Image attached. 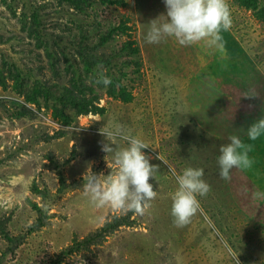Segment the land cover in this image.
Returning a JSON list of instances; mask_svg holds the SVG:
<instances>
[{
    "label": "rangeland",
    "instance_id": "374dc122",
    "mask_svg": "<svg viewBox=\"0 0 264 264\" xmlns=\"http://www.w3.org/2000/svg\"><path fill=\"white\" fill-rule=\"evenodd\" d=\"M125 2L122 7L94 0L84 15L59 0H0V72L5 64L13 65L28 84L65 85L70 65L82 74L74 53L83 28L96 37L127 21L130 31L95 53L104 58L133 39L141 60L139 71L129 69L124 82L133 94L131 102L99 90L104 113L71 112L67 125L44 105L26 103L11 82L6 89L0 86V220L12 236L23 237L12 256L0 236V254L6 253L2 264H47L110 215L128 213L94 207L81 190L89 166L96 174H115L98 133L111 123L146 143L144 153L159 166L150 180L157 196L143 215L132 213L131 227H121L86 258L77 254L62 264H264L262 136L254 145L245 134L251 123L264 118V20L258 19V9L249 11L226 0L232 24L221 30L218 46L206 40L181 46L171 38L148 44V22L165 13L162 0ZM259 6L264 7V0ZM95 77L85 80L94 85ZM23 105L31 113L18 117ZM232 135L244 144L250 141L260 153L251 149V166L234 168L223 180L217 157ZM123 147V142L117 145ZM188 167L204 170L210 191L198 197L200 208L190 223L177 227L171 215L175 177ZM41 212V227L30 232Z\"/></svg>",
    "mask_w": 264,
    "mask_h": 264
},
{
    "label": "clouds",
    "instance_id": "9594fccd",
    "mask_svg": "<svg viewBox=\"0 0 264 264\" xmlns=\"http://www.w3.org/2000/svg\"><path fill=\"white\" fill-rule=\"evenodd\" d=\"M165 13L148 22L145 42L159 44L166 39H175L181 46H189L206 40L210 46H218L221 30H228L232 20L226 0H162ZM102 68V66H101ZM106 70L97 72L94 83L105 88L112 83ZM98 133L103 137L101 151L111 158L115 174L93 173L91 166L82 176V193L97 208L105 206L121 212H135L143 215L150 207L149 202L157 196L154 190V176L159 166L151 163L144 153L146 143L133 135L131 130L118 123L104 124ZM250 141L264 135V118L251 123L245 130ZM222 145L217 157L219 176L229 179L234 168L251 166L250 145L243 143L237 135ZM126 147L117 148L119 143ZM202 168H185L175 177L177 188L172 196L171 215L177 227H184L200 208L198 197H204L210 186L203 179Z\"/></svg>",
    "mask_w": 264,
    "mask_h": 264
},
{
    "label": "trees",
    "instance_id": "16d2710c",
    "mask_svg": "<svg viewBox=\"0 0 264 264\" xmlns=\"http://www.w3.org/2000/svg\"><path fill=\"white\" fill-rule=\"evenodd\" d=\"M94 0H59L60 3L69 5L72 9L80 12V14L86 15L88 8ZM103 4L109 5L118 4L122 7H126L125 0L113 1V0H100ZM239 8L249 11H256L258 19L264 20V7H258L259 0H234ZM96 29V28H93ZM32 29H28L30 32ZM130 31V27L127 25V21H119L108 31L94 37L92 31L89 28H83L79 30V33H83V36L79 43H77L75 50V57L77 61L83 66L82 74L78 70L70 65L67 67V72L70 75L69 81L62 86H48L40 81H35L33 84H28L18 69L11 65H6V70L0 72V86L6 89L8 83H12V88L16 90L17 94L24 98L28 104H33L40 108L41 105L47 110H50L52 115L61 120L65 125L71 121V112L74 115H88V114H103L105 109L100 105V93L99 90L114 100H118L122 103H129L132 101L133 94L131 90L124 85L125 79L128 76L127 71L130 72L139 71L140 68V49L137 42L133 39H127L123 42L120 49L117 51L111 50V55H103L95 53L104 49L109 45L115 37L123 34H127ZM92 38V39H91ZM122 53H126L125 58ZM48 57L53 59L55 56L48 54ZM58 59L56 58L52 62V70L56 72L55 67ZM98 66H102L106 70V75L112 80V83L106 88L103 85H90L85 80L88 76H93L99 71ZM75 69L77 71H75ZM244 104V103H243ZM242 106V104H241ZM18 117H24L31 113L30 109L23 105L20 107ZM252 111V109H250ZM35 193L41 194L39 190H35ZM37 210L38 208L35 207ZM39 211V209L37 210ZM134 212H128L124 216L118 214L110 215L105 223L97 228L95 231L87 234L81 239H74L70 246L63 249L59 254L47 264H62V262L73 255L82 254L83 257L93 253L94 249L106 241L108 237L116 233L121 227H131L133 221L130 220ZM43 213L38 217V223H35L34 227L30 230L33 231L36 228H40L42 225ZM6 222L0 220V236L8 243L7 252L14 256L15 249L21 245L23 237L12 236L8 231ZM6 257L5 254H0V264ZM86 258V257H85Z\"/></svg>",
    "mask_w": 264,
    "mask_h": 264
},
{
    "label": "crops",
    "instance_id": "0c3cea01",
    "mask_svg": "<svg viewBox=\"0 0 264 264\" xmlns=\"http://www.w3.org/2000/svg\"><path fill=\"white\" fill-rule=\"evenodd\" d=\"M261 138H262V140H261V139H259V141H258V142L260 143V145L258 144V146H259V149H260V151H261V150H263V151H264V148H262V147H261V146L264 144V136L262 135V137H261ZM256 141H257V140H256ZM256 141H253V144H254V145H256ZM249 142H250V141H246V143H245V144H246V145H249ZM251 149H252V152H254V153H257V152H259V153H260V151H257V152H256L255 150H253V148H252V147H251Z\"/></svg>",
    "mask_w": 264,
    "mask_h": 264
}]
</instances>
